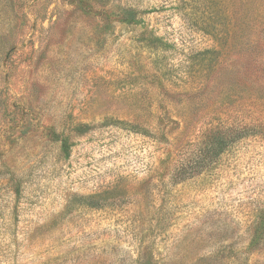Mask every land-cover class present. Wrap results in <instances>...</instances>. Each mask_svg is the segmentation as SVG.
Here are the masks:
<instances>
[{"label": "rangeland", "instance_id": "rangeland-1", "mask_svg": "<svg viewBox=\"0 0 264 264\" xmlns=\"http://www.w3.org/2000/svg\"><path fill=\"white\" fill-rule=\"evenodd\" d=\"M0 264H264V0H0Z\"/></svg>", "mask_w": 264, "mask_h": 264}, {"label": "trees", "instance_id": "trees-1", "mask_svg": "<svg viewBox=\"0 0 264 264\" xmlns=\"http://www.w3.org/2000/svg\"><path fill=\"white\" fill-rule=\"evenodd\" d=\"M113 1L117 0H108V2ZM81 3L83 2H80L79 4L81 5ZM87 6H89L88 2ZM115 19L120 23L128 25H136L140 23V21L138 20V14L132 10H120L119 15ZM89 129V126H78L75 128L79 135L86 134ZM249 135L251 134H248L245 131H238L234 129L216 130L211 132L210 136L204 140V143L199 147V150H197V156L192 159L190 166L187 167L186 170H190V176H188L187 179H184V181L191 179L195 176L201 175L216 161V159H218L222 154H224L231 145L247 138ZM48 136L52 142L61 144V150L67 158L70 154L71 149L69 139L63 137L61 134H57L55 131L52 130L48 132ZM252 136H254V134H252ZM101 198L102 196H95L84 200L89 201L91 203L88 204V206H90L91 208H99L101 207L99 204V200Z\"/></svg>", "mask_w": 264, "mask_h": 264}]
</instances>
